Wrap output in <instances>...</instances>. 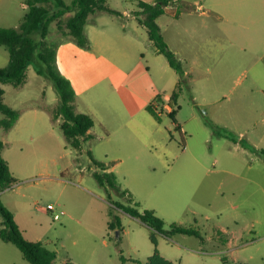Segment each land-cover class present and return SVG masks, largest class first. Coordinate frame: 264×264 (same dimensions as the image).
<instances>
[{"label": "rangeland", "instance_id": "rangeland-1", "mask_svg": "<svg viewBox=\"0 0 264 264\" xmlns=\"http://www.w3.org/2000/svg\"><path fill=\"white\" fill-rule=\"evenodd\" d=\"M23 1H5L10 13L1 27H19ZM137 2L108 0L112 9L128 11L131 17L122 21L106 13L104 21L132 29V17L140 11ZM47 42L56 51L64 49V75L66 70L77 73L83 61L79 48L55 24ZM145 45V57L138 52L131 66L119 62L118 74L131 70L122 81L112 84L94 76L90 89H78L76 112L94 115L95 123L93 137L80 151L66 144L59 127L63 118L54 119L59 96L51 80L36 73L37 60L26 71L25 85H2L5 103L20 111L21 118L11 130L0 128L2 157L15 179L11 188L0 190L1 202L25 239L56 253L55 264H145L155 249L151 230L107 199L93 177L101 170L92 159L105 161L119 186L111 191L113 202L154 210L166 221V229L171 224L193 227L204 237L159 235L161 256H179L177 264H264V159L248 147L264 149V96L249 92L254 84L245 64L208 73L182 62L189 78L172 120L169 100L179 77L164 56L153 55V47ZM9 59L7 48L0 45V69ZM151 104L159 120L147 111ZM209 124L228 137L219 136ZM253 126L256 130L239 138ZM48 204L58 213L65 211L60 220L42 210ZM114 216L121 231L109 228ZM0 264L28 263L16 246L0 238Z\"/></svg>", "mask_w": 264, "mask_h": 264}, {"label": "trees", "instance_id": "trees-1", "mask_svg": "<svg viewBox=\"0 0 264 264\" xmlns=\"http://www.w3.org/2000/svg\"><path fill=\"white\" fill-rule=\"evenodd\" d=\"M137 4L140 11L135 13L136 20L147 29L149 39L157 52L166 58L170 67L179 77V82L169 100V117L175 120L178 111L181 109L177 105V101L188 79L182 62L167 45L157 23L158 18L165 14V8L174 4V1L154 0L153 3L138 1ZM25 5L27 10L19 27L0 28V45L7 48L10 57L8 65L0 69V113L3 115L0 118V128L7 131L13 129L21 117L20 111L5 103V91L2 85L11 84L14 87L25 85L26 71L29 65L37 60L36 73L40 76H47L59 96V105L54 119H57L58 116L63 118V123L59 127L66 144L74 150L80 151L83 144L93 137L90 131L94 127V120L87 114L76 112L75 91L71 82L58 70L56 50L47 42L49 28L52 24H55L63 36L79 47L86 49L90 45V40L86 34V26L91 22V18L104 13L114 15H120V13L109 6L108 0H72L71 4H67L65 0H26ZM147 109L154 118L159 120V114L153 104L149 105ZM209 125L211 126V124ZM211 127L217 132L213 126ZM177 129L181 130L180 126H177ZM218 134L221 137L227 136L221 133ZM4 146V142L0 140V190L11 188L15 183L8 163L2 157ZM248 147L264 159V149H256L252 145ZM92 162L94 166L101 170V172H94L93 177L98 185L106 191L107 199L112 202L113 206L139 219L151 230L150 241L155 249L153 255L148 258L145 264H174L160 255L157 248L159 235L170 238L173 235L182 234L204 240L201 232L193 227L171 224L169 229H166V221L157 216L154 210H140L131 205L113 202L111 191L119 190L117 176L114 172L108 171L106 163L95 159H92ZM123 194L132 197V194L127 190ZM0 218L1 240L16 246L28 264H55L56 253L40 242H30L25 239L14 220L12 212L3 205L1 200ZM109 228L110 230L121 231V222L117 216L113 217ZM218 232L222 233L221 231ZM123 261L126 260L123 259ZM134 262L140 263L136 260ZM65 264L73 263L68 261Z\"/></svg>", "mask_w": 264, "mask_h": 264}, {"label": "crops", "instance_id": "crops-1", "mask_svg": "<svg viewBox=\"0 0 264 264\" xmlns=\"http://www.w3.org/2000/svg\"><path fill=\"white\" fill-rule=\"evenodd\" d=\"M5 1L14 0H0V25L10 13V7L5 5ZM138 1L153 3L154 0ZM173 1L174 4L165 8V14L158 18L157 23L167 45L175 49L174 52L180 61L188 63L194 71L204 69L208 73L217 67L226 70L234 64H245L246 71L252 75L254 84L249 92L261 93L264 96V0ZM25 2L26 0L22 2L24 13L27 10ZM66 3L71 4L67 1ZM119 13L120 15L116 16H119L122 21L124 18L131 17L128 11ZM105 14L97 15L86 26L90 45L86 49L77 45L83 59L78 65L77 73L66 70L67 73L64 75L61 67L64 66L65 51L62 47L56 51L58 70L71 82L75 91L76 108H78V93L90 89L94 83V76H97L98 80H107L113 84L120 79L122 81L126 75L130 74L131 70H126L123 75L118 74L122 66L119 62L124 60L128 66H131L133 53L138 52L145 57L142 45L153 47L152 54L160 55L150 39H147L149 38L147 31L144 35L145 27L140 25L135 17H132L135 20L134 27L128 29L125 24L114 25L113 21H104ZM21 21L23 20H20V24ZM111 26L114 29L110 33L108 29ZM0 28L3 27L0 26ZM184 69L188 79L189 74L185 67ZM165 71H167L166 65ZM78 89H80L79 92ZM87 115L94 118V115L90 113ZM224 127L229 129L227 124ZM252 130H256V126L245 129L240 133L239 138L244 140L245 135ZM90 133L92 134V131ZM121 144L125 145V142L122 141ZM252 146L257 148L256 145ZM108 171H112L109 166ZM132 201L134 203L133 195ZM162 256L174 264L182 260L179 256L174 258L164 254Z\"/></svg>", "mask_w": 264, "mask_h": 264}, {"label": "built area", "instance_id": "built-area-1", "mask_svg": "<svg viewBox=\"0 0 264 264\" xmlns=\"http://www.w3.org/2000/svg\"><path fill=\"white\" fill-rule=\"evenodd\" d=\"M44 212L47 213H52L53 219L54 220H60L61 215L65 214V211H61L60 213L56 212V206H54L53 204H48L44 209H42Z\"/></svg>", "mask_w": 264, "mask_h": 264}]
</instances>
